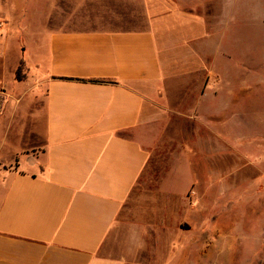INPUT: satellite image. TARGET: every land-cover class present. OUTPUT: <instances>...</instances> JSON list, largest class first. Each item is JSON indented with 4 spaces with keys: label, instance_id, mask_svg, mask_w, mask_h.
<instances>
[{
    "label": "crops",
    "instance_id": "0c3cea01",
    "mask_svg": "<svg viewBox=\"0 0 264 264\" xmlns=\"http://www.w3.org/2000/svg\"><path fill=\"white\" fill-rule=\"evenodd\" d=\"M156 2L148 0L140 26L108 0H0V92L20 85V99L30 94L25 111L41 124L22 133L25 161L0 165V264H187L189 252L202 256L204 223L214 218L204 212L199 226V204L214 205L206 200L215 186L209 174L200 193L190 161L207 153L246 168L264 145L232 130L235 98L215 81L193 85L203 72L197 61L186 68L181 50V69L173 70L167 21L178 18L157 12ZM20 61L27 78L17 82ZM161 99L182 110L186 190L176 197L179 225L159 222L142 242L126 211L149 161L144 128ZM258 166L264 170V160Z\"/></svg>",
    "mask_w": 264,
    "mask_h": 264
},
{
    "label": "rangeland",
    "instance_id": "374dc122",
    "mask_svg": "<svg viewBox=\"0 0 264 264\" xmlns=\"http://www.w3.org/2000/svg\"><path fill=\"white\" fill-rule=\"evenodd\" d=\"M147 4L148 0H108L109 9L114 7L123 20L140 26L147 23ZM156 5L157 12L172 10L178 18L167 21L174 41L170 53L172 57L176 54V62H171L173 70L181 69V50L187 57L186 68L192 66V60L197 61L203 72L193 79V85L206 86L210 78L215 81L235 98L229 109L234 122L232 130L244 134L254 148L257 141L264 145V0H157ZM181 16L184 19L179 21ZM16 86L8 94L0 92V165L5 167L25 161L24 132L41 130V124H33L25 111L30 94L20 99L22 91L20 85ZM177 86L174 83L168 88L172 89L173 99L177 97ZM155 105L153 120L143 132L149 161L126 211L129 229L133 227L142 242L148 238L141 234L156 230L159 222L166 229L179 225V215H174L176 197L186 190L179 173L180 104L161 99ZM251 152L252 162L246 168L236 157L209 160L207 153H201L199 164L190 161L192 174L201 181L199 192L209 174L215 187L206 200L214 205L202 206V201L199 204V226L204 212V216L208 213L214 218L213 222L204 223L200 253L203 257L191 256L189 252L187 264H264V170L258 166L264 160V147Z\"/></svg>",
    "mask_w": 264,
    "mask_h": 264
},
{
    "label": "trees",
    "instance_id": "16d2710c",
    "mask_svg": "<svg viewBox=\"0 0 264 264\" xmlns=\"http://www.w3.org/2000/svg\"><path fill=\"white\" fill-rule=\"evenodd\" d=\"M27 78L26 76V68L23 61H20L16 71H15V80L17 82L25 81Z\"/></svg>",
    "mask_w": 264,
    "mask_h": 264
}]
</instances>
